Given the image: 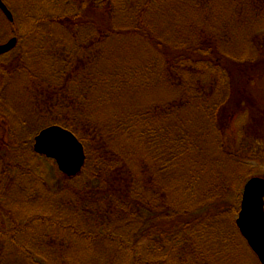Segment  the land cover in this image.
I'll return each mask as SVG.
<instances>
[{"label":"trees","instance_id":"obj_1","mask_svg":"<svg viewBox=\"0 0 264 264\" xmlns=\"http://www.w3.org/2000/svg\"><path fill=\"white\" fill-rule=\"evenodd\" d=\"M44 2L38 73L14 71L27 111L0 128V249L29 259L7 264H260L236 226L253 176L227 130L258 105L264 0ZM53 125L86 152L55 190L33 144Z\"/></svg>","mask_w":264,"mask_h":264},{"label":"rangeland","instance_id":"obj_2","mask_svg":"<svg viewBox=\"0 0 264 264\" xmlns=\"http://www.w3.org/2000/svg\"><path fill=\"white\" fill-rule=\"evenodd\" d=\"M52 8L54 9V6L48 2H44V0H16L13 1L12 4V9L18 16V20L15 22L14 27H12L5 18L0 19V40H5L8 35L13 33V30H15L16 33H20L21 37L23 38L22 43L18 46L17 50L15 51L16 53L12 55L11 59L12 61L15 60L16 67L5 69L4 72L0 71V128L8 127L9 123L13 122V125L19 127L18 130H20L19 118L23 116V113L27 111L28 107L23 103V99H20L21 96L24 97L22 89H19L18 87V82L21 80V73L19 75L14 71L19 68V64L26 66L32 75L38 73V68H40L41 65V56L40 52H38L39 49L37 48L38 45L35 41L36 38L33 37L31 28L34 22L33 20L37 19V17L45 15L44 13L47 12L54 13L50 12L53 10ZM38 34H35V36L37 37ZM40 38L38 41L41 40ZM8 62L6 61L5 63ZM10 71L14 72L12 77H9V74H6ZM27 77L28 75L26 78ZM250 92V96L257 99L258 105L253 106L248 110H242L238 115L235 116H238L235 121L228 123V135L238 138L239 132L241 131V136H239L237 143H233L231 141V143L228 145L229 149L227 148V150L234 151L233 153L238 155V158L241 156L240 160L244 161L246 165L242 169V171L246 172L245 174L249 173L247 175L251 177L264 178V134L262 133L256 136L249 134L247 137L244 132L242 133L245 128L249 129L251 126H255L253 131L256 133L260 132V130L261 132L262 130L264 131V75L262 77H257ZM41 165L47 185H49L52 190H55L56 183H58V180L62 178V175L64 174L59 171L58 164H56V162L53 160L46 159L41 163ZM235 169L236 166L234 163H232V165L230 164L227 170L232 172V170L234 171ZM228 176L233 177L230 175ZM246 179L249 178L244 179L242 183V189ZM238 185H240V181L238 182ZM41 208L45 207L41 205ZM46 254L47 253H44L41 256L43 257ZM35 257H37L36 254ZM47 257L48 259L50 258L49 255H47ZM26 260L29 259L20 256V254L14 249L7 248L5 251L0 249V261L4 264H7L8 261L26 263ZM55 263L58 262L52 260V264Z\"/></svg>","mask_w":264,"mask_h":264},{"label":"water","instance_id":"obj_3","mask_svg":"<svg viewBox=\"0 0 264 264\" xmlns=\"http://www.w3.org/2000/svg\"><path fill=\"white\" fill-rule=\"evenodd\" d=\"M0 10L9 22L13 13L0 0ZM18 45L17 38L9 39L0 45V55L7 54ZM34 152L58 164L59 171L65 176L76 177L85 166L86 152L75 134L64 127L53 125L43 128L34 138ZM240 211L236 219L248 247L260 264H264V178L252 177L244 184Z\"/></svg>","mask_w":264,"mask_h":264},{"label":"flooded vegetation","instance_id":"obj_4","mask_svg":"<svg viewBox=\"0 0 264 264\" xmlns=\"http://www.w3.org/2000/svg\"><path fill=\"white\" fill-rule=\"evenodd\" d=\"M1 1L4 2V4H6L8 9L13 13V17H15V13H14L13 9L11 8L10 1H16V0H1ZM3 18H5L6 21H8V19L4 15V13L0 10V19H3ZM9 24L12 27H14V24H15L14 20H13V22H9ZM12 32L13 33L8 35L5 40H0V45L5 44L11 38H17V42H18V45H19L20 36L18 35V33L15 32V30H13ZM18 45H17L16 48H14L13 50L9 51L7 54L0 55V69H1L3 64H8V63H5L6 61L8 62V61H10L12 59V55L15 54L14 52L17 50Z\"/></svg>","mask_w":264,"mask_h":264}]
</instances>
